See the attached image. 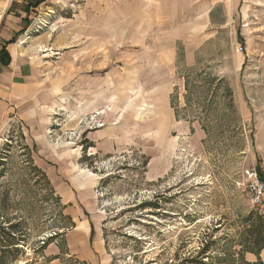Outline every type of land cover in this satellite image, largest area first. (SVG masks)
Instances as JSON below:
<instances>
[{
    "label": "rangeland",
    "instance_id": "rangeland-1",
    "mask_svg": "<svg viewBox=\"0 0 264 264\" xmlns=\"http://www.w3.org/2000/svg\"><path fill=\"white\" fill-rule=\"evenodd\" d=\"M36 2L0 0V32L44 50L37 113L0 141V215L23 239L9 264H44L70 228L63 168L91 175L112 264H257L239 234L264 214L243 176L264 182V3ZM106 126L110 156L86 138Z\"/></svg>",
    "mask_w": 264,
    "mask_h": 264
},
{
    "label": "crops",
    "instance_id": "crops-1",
    "mask_svg": "<svg viewBox=\"0 0 264 264\" xmlns=\"http://www.w3.org/2000/svg\"><path fill=\"white\" fill-rule=\"evenodd\" d=\"M259 10L264 11V5ZM15 33L12 30L0 32V49ZM19 44L14 41L5 45L10 62L0 66V141L13 121H32V116L37 113L34 101L40 85L37 74L42 67L41 58H44L40 53L44 50H40L37 39L21 40ZM120 133L114 126L87 131L89 149L93 153L110 156ZM62 171H52L50 182L63 205V214L70 221V228L56 234V238H61L60 243L56 241L46 245L41 256L46 259L44 264H112L99 223L96 196L91 190L92 182L88 180L91 175L85 170L76 173L77 169L63 168ZM66 175L69 176L67 179ZM259 256L264 264L261 253Z\"/></svg>",
    "mask_w": 264,
    "mask_h": 264
},
{
    "label": "trees",
    "instance_id": "trees-1",
    "mask_svg": "<svg viewBox=\"0 0 264 264\" xmlns=\"http://www.w3.org/2000/svg\"><path fill=\"white\" fill-rule=\"evenodd\" d=\"M41 1L42 0H37L35 5ZM15 38L16 36L14 34L12 39L7 41L0 49V66L9 64L10 57L5 49V45L14 42ZM0 162H2V160H0ZM248 221V224L243 227L239 234V244L241 246L239 252H241V254L242 252H250L259 256V253L264 251V214L253 212L248 217ZM17 227L18 224L8 222L0 215V264H9V262L15 261L18 259L19 253L22 252L18 244H21L23 239L17 237L15 233ZM19 234V236H22L21 234L23 233ZM257 264H262L259 257Z\"/></svg>",
    "mask_w": 264,
    "mask_h": 264
},
{
    "label": "built area",
    "instance_id": "built-area-1",
    "mask_svg": "<svg viewBox=\"0 0 264 264\" xmlns=\"http://www.w3.org/2000/svg\"><path fill=\"white\" fill-rule=\"evenodd\" d=\"M243 176L253 203L257 207L264 209V182L253 168L245 169Z\"/></svg>",
    "mask_w": 264,
    "mask_h": 264
},
{
    "label": "bare ground",
    "instance_id": "bare-ground-1",
    "mask_svg": "<svg viewBox=\"0 0 264 264\" xmlns=\"http://www.w3.org/2000/svg\"><path fill=\"white\" fill-rule=\"evenodd\" d=\"M3 11V10H2Z\"/></svg>",
    "mask_w": 264,
    "mask_h": 264
}]
</instances>
